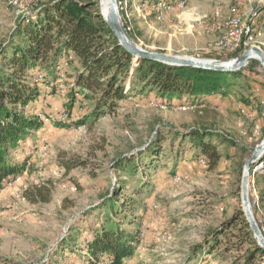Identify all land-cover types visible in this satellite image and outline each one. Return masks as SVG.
<instances>
[{
  "label": "rangeland",
  "instance_id": "obj_1",
  "mask_svg": "<svg viewBox=\"0 0 264 264\" xmlns=\"http://www.w3.org/2000/svg\"><path fill=\"white\" fill-rule=\"evenodd\" d=\"M12 2L0 0V53L16 40L17 22L33 6L32 0H19L21 7ZM96 2L109 20L111 0ZM119 6L122 26L147 52L230 65L250 48L264 55V0H171L150 10L130 1ZM232 19L250 28L242 38L247 45L236 50L218 45L233 32ZM76 67L70 63L59 77V92L39 85L36 113L43 126L16 155L27 159L26 169L0 191V264H82L85 242L102 218L96 208L120 187L134 200L125 214L138 226L139 240L124 264H244L245 247L228 251L211 238L242 210L243 170L264 141L259 61L248 60L239 69L244 79L231 80L224 98L212 104L182 97L194 106L178 107L176 98L165 106L156 92L135 91L97 119L88 117L92 107L80 96L72 109L66 106ZM194 128L216 132L203 139L220 152L216 165L187 135ZM130 158L138 173L126 177L120 164ZM263 164L264 151L249 167L247 197L264 238Z\"/></svg>",
  "mask_w": 264,
  "mask_h": 264
},
{
  "label": "trees",
  "instance_id": "obj_2",
  "mask_svg": "<svg viewBox=\"0 0 264 264\" xmlns=\"http://www.w3.org/2000/svg\"><path fill=\"white\" fill-rule=\"evenodd\" d=\"M116 1L118 6L130 1L131 5L143 10L165 7L171 2ZM260 22L264 24L263 19ZM15 37L16 40L9 41L0 53V191L26 169L27 159L18 161L16 155L31 134L43 126L36 113L41 91L39 85L59 92V77L70 63L75 62L76 69L79 68L66 106L72 109L80 96L81 101L85 99L90 103L92 110L88 117L92 119L114 112L117 105L129 100L135 91L156 92L163 99L159 100L160 105H174L171 102L174 100L170 99L176 98L175 104H180L178 107H192L193 104L181 102L180 98L202 97L201 102L212 104L224 98V88L231 80L244 79L243 70L215 72L135 59L119 44L99 14L96 0L37 1L31 7V13L17 22ZM238 54L233 53L231 57ZM192 130L187 135L198 141L195 147H199L211 165H216L220 152L211 143L203 142L205 137L212 140L216 132L199 128ZM224 141L232 145V141ZM132 162L130 158L120 164L122 171L128 170L126 177L138 173ZM145 186L143 183L142 188ZM133 201L120 187L96 208L102 218L85 242V261L82 264H124L134 255L139 243L136 236L138 226L125 214ZM133 226L135 228L130 230ZM220 229L212 233L213 244L222 242L228 251L245 247L244 264H264V250L257 244L240 209L235 210Z\"/></svg>",
  "mask_w": 264,
  "mask_h": 264
},
{
  "label": "water",
  "instance_id": "obj_3",
  "mask_svg": "<svg viewBox=\"0 0 264 264\" xmlns=\"http://www.w3.org/2000/svg\"><path fill=\"white\" fill-rule=\"evenodd\" d=\"M112 9L114 14L111 15L109 20L105 19L103 16V20L107 23L111 31L115 34L116 38L118 39L119 44L129 52L135 59H150L155 60L170 66H186L192 67L197 69L203 70H210L215 72H234L239 70L242 66H244L248 60L254 59L252 57V53L257 54L261 66L264 69V55L262 51L258 48H250L247 51H244L239 58L232 60V62L237 61V65H230L225 64V62L219 61H203V60H196L190 58H179V57H170L163 54H157L152 52H147L142 48L138 47L133 40L130 38L129 34L127 33L124 26L121 25V29L119 32L117 29V25L115 23V17L120 19L119 12L116 4V0H112L111 2ZM102 15V13H101ZM115 15V16H114ZM264 141L256 148L251 158L246 162L243 174H242V182H241V202H242V213L245 217L246 222L248 223L251 232L255 235V238L258 241V245L264 250V238L254 220V217L250 211V205L248 201V178H249V167L255 161V159L262 154L264 151Z\"/></svg>",
  "mask_w": 264,
  "mask_h": 264
},
{
  "label": "bare ground",
  "instance_id": "obj_4",
  "mask_svg": "<svg viewBox=\"0 0 264 264\" xmlns=\"http://www.w3.org/2000/svg\"><path fill=\"white\" fill-rule=\"evenodd\" d=\"M32 2H33V5H35L36 4V2H37V0H32ZM111 2H112V0H111ZM14 5H16V6H18V7H21V5L19 4L20 2H19V0H13V2H12ZM112 14H114V11H113V9H112ZM115 16V15H114ZM115 23H116V25H117V29H118V31L119 32H121L120 31V29H121V22H120V20L119 19H117L116 17H115ZM226 23V22H225ZM248 25V24H247ZM231 30L233 31L232 33H231V31H230V37L225 41H222V42H220L218 45H219V47H221V48H224V47H226V49H230V50H236L239 46H240V42H242L243 40H242V38H244L243 37V33L245 32V34L246 33H248L249 32V30H250V28L249 27H247V26H244V25H241V23H240V21L238 20H234V19H232V21H231ZM228 35V34H227ZM229 36V35H228ZM221 41V40H220ZM229 41H231V43L229 44ZM253 54V53H252ZM257 55V54H256ZM252 57H253V55H252ZM257 57H258V55H257ZM254 59H259V57L258 58H256V57H253ZM238 64V62L237 61H235L233 64H231V65H237ZM262 231L264 232V229H262Z\"/></svg>",
  "mask_w": 264,
  "mask_h": 264
},
{
  "label": "built area",
  "instance_id": "obj_5",
  "mask_svg": "<svg viewBox=\"0 0 264 264\" xmlns=\"http://www.w3.org/2000/svg\"><path fill=\"white\" fill-rule=\"evenodd\" d=\"M231 43V41H229V44ZM242 45L243 46H245V45H247L246 43H244V42H240V46H239V49H240V47H242ZM264 165V164H263ZM262 229H264V228H262Z\"/></svg>",
  "mask_w": 264,
  "mask_h": 264
}]
</instances>
